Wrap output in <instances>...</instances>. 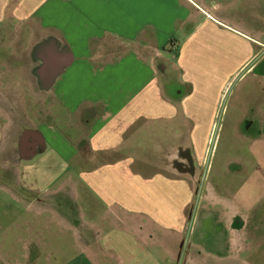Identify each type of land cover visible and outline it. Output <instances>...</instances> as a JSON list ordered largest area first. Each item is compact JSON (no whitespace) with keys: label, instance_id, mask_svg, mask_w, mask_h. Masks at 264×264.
I'll use <instances>...</instances> for the list:
<instances>
[{"label":"crops","instance_id":"0c3cea01","mask_svg":"<svg viewBox=\"0 0 264 264\" xmlns=\"http://www.w3.org/2000/svg\"><path fill=\"white\" fill-rule=\"evenodd\" d=\"M0 23V85L51 107L0 264H264V33L197 0H0Z\"/></svg>","mask_w":264,"mask_h":264},{"label":"rangeland","instance_id":"374dc122","mask_svg":"<svg viewBox=\"0 0 264 264\" xmlns=\"http://www.w3.org/2000/svg\"><path fill=\"white\" fill-rule=\"evenodd\" d=\"M197 1L202 3L205 8L210 7L212 10L217 11L224 21L234 24L241 30L252 31L251 33L255 32L258 36L264 33V0ZM0 24L5 28L3 23ZM2 42H8V38L5 36ZM22 88V86L15 84L0 85V112L5 113L4 117L0 118V128L3 124H7L5 128H8V125L14 127L22 126L21 129L8 128L7 131L5 130V133L3 132V135L0 134V157L9 154V152V156L11 157L4 164H0V240L2 232L9 231L10 236V233L13 231L11 225L9 229H3V225H8L12 221L13 216L11 214L5 215L3 211H7L9 207L13 208L19 205V202H17L12 193L17 189V176L22 172L29 173L33 170L28 167L26 170H23L21 169L22 166H19L21 158L18 153L19 151L17 152L18 144L15 143L16 139L22 135L24 130L22 129L23 125L34 128L39 127L41 124L40 121L42 119L46 120V116L50 114L51 108L50 103H44L43 88L32 86V83L27 92L23 91L24 89ZM230 88L231 90L234 89L233 86H230ZM39 116H43V118ZM225 118L226 115L223 111L218 114L216 127L209 134L208 141L203 146V150L206 149V163H208V160H212L214 156H220L225 152L223 146L225 144ZM57 124H60V122L57 121ZM2 131H4L3 127L1 128V133ZM5 147L10 148V150L6 152Z\"/></svg>","mask_w":264,"mask_h":264},{"label":"flooded vegetation","instance_id":"af4514ba","mask_svg":"<svg viewBox=\"0 0 264 264\" xmlns=\"http://www.w3.org/2000/svg\"><path fill=\"white\" fill-rule=\"evenodd\" d=\"M5 130L7 131L8 130V128H4V131H2V133H1V128H0V134H2L3 135V132L5 133ZM24 131H25V129L23 130V133H22V135L21 136H19V138H17L16 139V142L15 143H17L18 144V148H17V152L19 153V155H20V157L21 156H23L22 155V148H21V139H22V137L24 136ZM7 133V132H6ZM6 137L8 138V135L6 134ZM6 138V139H7ZM0 144H1V138H0ZM31 147V149H33L34 148V146L32 145V146H30ZM1 148H2V146H1ZM6 148V147H5ZM2 150V149H1ZM8 150H10V148H6V152L8 151ZM2 153V152H1ZM10 155V152H9V154H7V155H5V156H3V157H0V164H4V162H6V161H8L9 159H11V157L9 156Z\"/></svg>","mask_w":264,"mask_h":264},{"label":"water","instance_id":"95a60500","mask_svg":"<svg viewBox=\"0 0 264 264\" xmlns=\"http://www.w3.org/2000/svg\"><path fill=\"white\" fill-rule=\"evenodd\" d=\"M31 132H32V131H29V130H28V131H26V134H25V139H26V137L28 136V134H29V135H30V134H32Z\"/></svg>","mask_w":264,"mask_h":264}]
</instances>
